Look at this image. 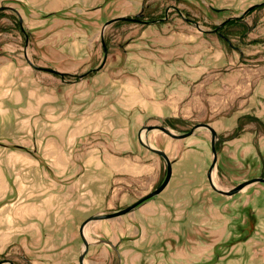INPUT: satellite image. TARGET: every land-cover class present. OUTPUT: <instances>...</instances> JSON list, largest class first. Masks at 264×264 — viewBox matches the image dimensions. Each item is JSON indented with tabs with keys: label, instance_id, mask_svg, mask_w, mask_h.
<instances>
[{
	"label": "rangeland",
	"instance_id": "rangeland-1",
	"mask_svg": "<svg viewBox=\"0 0 264 264\" xmlns=\"http://www.w3.org/2000/svg\"><path fill=\"white\" fill-rule=\"evenodd\" d=\"M263 1L99 0L90 6L91 0H3L1 4L15 7L23 21L19 23L11 10H0V58H15L43 80L61 83L56 74L32 67L24 51L34 64L66 71L65 79L72 80L97 67L105 48L103 65L84 79L97 78L98 72L104 79L128 78L131 52L152 49L157 39L158 48L168 51L177 43H169L168 38L179 40L178 48L186 53L195 50L190 64L205 68L195 72L188 87L175 88V94H169L167 86L156 88L160 94L156 98L178 100L177 113L167 116L173 132L187 131L198 122L215 129L217 159L211 177L217 187L230 189L245 179L264 177V4L212 29ZM138 12L137 19L159 22L118 20L101 34L107 19ZM146 58L133 55L145 65ZM146 72L144 66L140 80L146 79ZM143 124L166 125L156 117L139 118L132 125L128 137L136 149L122 155L135 159L137 174L116 175L111 181L113 192L75 200L79 202L74 214L60 228L46 225L21 233L19 240L0 250V259L13 264H79L81 221L129 205L164 178V159L136 138ZM142 137L171 160L169 184L132 211L86 223L88 249L83 264H264V183H251L232 195L215 192L207 179L212 154L205 127L183 138L159 129ZM153 208L159 213L154 220Z\"/></svg>",
	"mask_w": 264,
	"mask_h": 264
},
{
	"label": "crops",
	"instance_id": "crops-1",
	"mask_svg": "<svg viewBox=\"0 0 264 264\" xmlns=\"http://www.w3.org/2000/svg\"><path fill=\"white\" fill-rule=\"evenodd\" d=\"M91 1L90 6L99 2ZM168 40L177 41L168 51L158 48L157 39L152 49L135 53L149 57L146 65L131 52L128 78L104 79L98 72L97 78L79 74L69 80L56 74L63 82H51L15 58H0V250L21 233L46 225L60 228L77 202L113 192L116 175L137 174L135 159L122 155L136 149L128 137L132 125L139 118L160 120L177 113L178 100H160L155 89L167 86L175 94V88L188 87L195 72L205 68L190 64L195 50L186 53L177 47L179 40ZM144 66L143 81L139 73ZM151 213L152 220L159 217L158 208Z\"/></svg>",
	"mask_w": 264,
	"mask_h": 264
},
{
	"label": "water",
	"instance_id": "water-1",
	"mask_svg": "<svg viewBox=\"0 0 264 264\" xmlns=\"http://www.w3.org/2000/svg\"><path fill=\"white\" fill-rule=\"evenodd\" d=\"M259 4H264V1L263 2H260V3H257V4H252V5L248 6L244 11H242V13H240L239 15H237V16H230L227 19H237V18H240V17L244 16L246 13H248V11L250 9H252L253 7H255V6L259 5ZM3 9H8V10L13 11L17 15V18H18L19 23H22V21H23L22 20V17L20 15L19 11L15 7H13L11 5H7V4H0V10H3ZM138 15H140V12L136 13L135 16L118 15V16H114V17H112L110 19H107L103 23L100 32H101V34H103V30H104V28L108 24H110L112 22H115V21H118V20H127V19H129V20H138L139 21V19H137V17H136ZM154 21H157V20L155 19V20L144 21V22H154ZM223 23H224V21L222 23H220L217 27H215L214 29H212V31H215L218 27H220L221 25H223ZM101 42H102V45L104 47L103 38H102ZM103 53H104L103 58H102L100 64L97 67H94V68L90 69L89 71H87L86 73L80 74L79 76L82 77L83 75H87L92 70L99 69L103 65L104 60H105V54H106L105 48H103ZM24 56H25L26 61L32 67H34L36 69L48 71V72H51V73H54V74H57V75H60V76H63V72H61V71H59L57 69H54V68H51V67H42V66H39V65L34 64L29 59L26 51H24ZM199 127H205L210 132V151H211V154H212V160H211V163H210V165L208 167L207 179H208V183H209L210 187L214 191H216L218 193H221V194L231 195V194H234V193L240 191L241 189H243L244 187L248 186L251 183H254V182H263L264 183V177L263 176L251 177L249 179H245V180L241 181L240 183L236 184L235 186H233L230 189H221V188L217 187L213 183L211 176H212V172H213V169L215 167L216 159H217V152H216L217 133H216L215 129L208 122H198V123H195L187 131L180 132V133L173 132L169 128L168 125H163V124H143L138 129V132H137V140L139 141V143L143 147H145L146 149H148L150 151H153L154 153L160 155L164 159L165 164H166L164 178H163V180L160 182V184L158 186L154 187L149 192H147L145 195L139 197L137 200H135L134 202L130 203L129 205H126L125 207H122L120 209H117V210L111 211V212L92 214V215H89L88 217H86L85 219H83L81 221V223L78 226V234H79V236H80V238L82 240L83 248H82L81 253L78 256V262H79V264H83V259H84V256H85L86 252H87V249H88V240L85 238L84 233H83V228H84V226H85L86 223H88L89 221H92V220L112 218V217H115L117 215H121V214H124V213H127V212L133 210L137 205H139L140 203H142L146 199H148L150 197H153L154 195L158 194L165 187V185L168 183V181H169V179L171 177V173H172V167H171L172 166V162L169 159V157L165 154V152H164L163 149L154 147L153 145H151L150 143H148L145 138L143 139L142 134L144 136V135L147 134V132H149L152 129H159L163 133H165L166 135H168V136H170L172 138H183V137H185L187 135H190V134L194 133L195 129H197ZM109 244L114 249L116 248L114 246V244H112V243H109ZM4 262H7L8 264H13V262L11 260H9L8 258H2V259H0V264H2Z\"/></svg>",
	"mask_w": 264,
	"mask_h": 264
},
{
	"label": "trees",
	"instance_id": "trees-1",
	"mask_svg": "<svg viewBox=\"0 0 264 264\" xmlns=\"http://www.w3.org/2000/svg\"><path fill=\"white\" fill-rule=\"evenodd\" d=\"M127 20H129V19H127ZM238 19H226V20H224V23L226 22V23H230V22H233V21H237ZM139 21H141V22H144V21H142V20H140L139 19ZM223 23V24H224ZM223 25H221L220 27H222ZM222 38H224V37H222ZM90 73H91V71H90ZM66 75V73H63V76H65ZM162 120L164 121V123H166V125H170V122H169V118H167V117H164V118H162Z\"/></svg>",
	"mask_w": 264,
	"mask_h": 264
},
{
	"label": "bare ground",
	"instance_id": "bare-ground-1",
	"mask_svg": "<svg viewBox=\"0 0 264 264\" xmlns=\"http://www.w3.org/2000/svg\"><path fill=\"white\" fill-rule=\"evenodd\" d=\"M187 136H188V135H187ZM185 137H186V136H185ZM164 152H165V151H164ZM165 154H166V153H165ZM166 155H167V154H166ZM213 183H214V182H213ZM214 184H215V183H214ZM137 206H138V205H137ZM137 206H136V207H137ZM136 207H135V208H136ZM135 208H134V209H135ZM131 211H132V210H131Z\"/></svg>",
	"mask_w": 264,
	"mask_h": 264
},
{
	"label": "flooded vegetation",
	"instance_id": "flooded-vegetation-1",
	"mask_svg": "<svg viewBox=\"0 0 264 264\" xmlns=\"http://www.w3.org/2000/svg\"><path fill=\"white\" fill-rule=\"evenodd\" d=\"M216 192V191H215ZM237 193V192H236ZM235 194V193H234ZM226 195V194H225ZM232 195V194H231ZM151 198V197H150Z\"/></svg>",
	"mask_w": 264,
	"mask_h": 264
}]
</instances>
